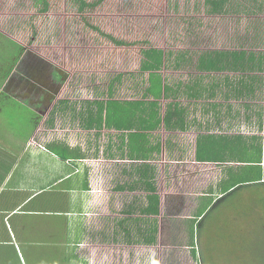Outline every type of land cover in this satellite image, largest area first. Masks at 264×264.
Listing matches in <instances>:
<instances>
[{"label": "crops", "instance_id": "obj_1", "mask_svg": "<svg viewBox=\"0 0 264 264\" xmlns=\"http://www.w3.org/2000/svg\"><path fill=\"white\" fill-rule=\"evenodd\" d=\"M229 1L223 4L224 10L220 12H214L208 4L207 16L225 14ZM7 2L8 0H0V52L8 47L13 49L15 64L7 78L3 81L0 78V90L3 92L8 87V97L15 100L28 99L31 106L35 104L38 108L33 106L37 113L34 117V132L23 146L19 145L15 149L11 143L13 136L6 140L0 132V264H106L105 257L113 254L118 245L138 242L134 238L136 232L132 231L131 223L128 224L133 216V220L139 223L135 228L141 237V251L148 255L153 252L151 259L156 261L155 264H199L197 236H203L198 224L215 200L225 198L228 192L237 190L238 187L234 191L230 189L221 193L218 191V184L228 178V166H235L238 171L243 162H239L241 159L229 161L228 158L224 161L197 160L198 135H237V140L242 142L245 136H259L258 142L263 148L261 167L264 175V30L214 31V41L219 39L221 46L211 48L210 51H231L228 55L232 61L219 63L221 70L202 69L198 60H191V46L176 53L172 66L167 67L164 62L158 72L163 82L168 83L166 78L171 77V70V74H176V80L171 84L175 95L170 99L185 110L182 111L184 117L189 119L201 114L209 125L205 131L195 130L196 124L192 125L188 121L190 128L187 130H168L173 137L167 143L149 138L150 140L145 141L146 147L155 148L159 143L163 160L161 164H157L158 159L148 160L152 166L151 171L147 175H140L138 170L143 160L132 159L131 149L125 148L127 142L132 143L131 148L133 146L130 136H126L131 134L132 129L119 131L107 128L125 134L123 138L120 135L122 142L118 145L109 140L106 145L110 155L108 159L101 158L100 154L98 158H91L88 155L91 148L88 150L84 147L83 138L77 142L74 138L69 141L67 138L61 141L35 140L44 127V122L49 128L52 127L53 117L49 118V115L52 116L51 113L54 112L55 101L49 97L47 100L42 99V94L37 95L34 84L45 86L53 69H59L66 75V66L60 64L59 67L57 62L47 61L26 48L21 35L28 34V30H31V23L36 22V12L31 13L34 17H28L27 23L25 20L23 28L18 19L10 17L19 11L12 10L11 6L6 7ZM262 4L264 5V1ZM41 9L46 16L47 5ZM260 15L263 13L258 14ZM63 21H66L65 18ZM245 38H259V45L254 48L259 52L245 48ZM141 67L142 63L140 80L147 76L149 84V71H142ZM163 70L167 72L166 75ZM44 116L46 119L40 121ZM244 118L254 119L256 126L245 130ZM213 119H216V123H221V130L210 129ZM81 126L86 131H100L95 127L89 129L86 121ZM231 126L234 131H226ZM187 134L194 136L192 147L187 141ZM55 142H60L68 158L56 157L49 149L47 145ZM141 144L143 146L140 142L139 147ZM146 147L141 149L145 150ZM75 149L78 155H72L71 151ZM97 150V145L92 148L93 155L97 154ZM119 150L124 157L118 155ZM168 151L173 155L172 160L166 158ZM155 154L158 157V153ZM113 161L114 164L108 165V173L104 172L105 163L102 165V162ZM115 161L124 162V169L121 163V171L123 169L122 176L124 175L125 180L121 185L125 188L119 190L131 194L140 192L135 195L136 200L132 201V205L128 206V211L135 209L140 214L126 213L121 239L116 226L114 227L116 213L110 208L102 207L100 200L103 184L99 182L104 180L103 177L116 179L118 174L116 171H119V167ZM217 170L220 174L215 182ZM97 179L98 183L94 185ZM147 180L156 182V193L160 197L158 215H146L141 211L148 201V191L141 185L134 186L133 190L129 188L132 181ZM169 181L173 185L167 190L165 183ZM138 202L139 205H136ZM106 219L112 227L106 228ZM149 231L154 236L151 242L143 239L149 235Z\"/></svg>", "mask_w": 264, "mask_h": 264}, {"label": "rangeland", "instance_id": "obj_2", "mask_svg": "<svg viewBox=\"0 0 264 264\" xmlns=\"http://www.w3.org/2000/svg\"><path fill=\"white\" fill-rule=\"evenodd\" d=\"M84 1L89 5L82 10L79 8L78 0H46V3L45 0H8L6 7L11 6L12 10L19 11L10 17L18 19L23 28L22 24L25 20L26 23L29 21L28 17H34L31 13L35 11L36 22L31 23L28 34L21 35L26 48L47 61L57 62L58 66L60 64L66 66L67 74H63L65 81L61 80L59 73H56L58 80L63 83L54 100V112L51 113L52 116L49 115V118L53 117L52 127L49 128L44 122V127L38 132L35 140L61 141L67 138L69 141L74 138L77 142L78 139L81 141L83 138L84 147L88 150L91 148L88 151L91 158L92 156L98 158L100 154L101 158L108 159L110 155L106 145L109 140L118 145L122 139L118 131L107 128L99 132L84 130L81 124L86 121L89 101L110 99V87H113L112 98L121 100L119 103L124 105V108L131 106V103L124 100L156 97L155 94L153 98L151 95L144 96L148 86L147 76H144V80H140L142 78L140 64L145 59L146 49L154 47L164 50L165 63L169 67L175 61L176 53L185 51L188 49L187 46H191L189 53L194 62L198 60L200 54L210 51L211 48H219L221 46L219 39L217 44L212 34L216 30L219 32L264 30L262 4L264 0H230L227 12L222 16H207L209 6L206 5L205 0ZM44 5H47L46 16L41 9ZM260 13L263 15L258 16ZM109 35L122 44L115 43ZM244 41L245 48L254 49L258 47L260 39L245 38ZM254 50L259 52L257 49ZM12 51L14 50L8 47L0 52L2 81L11 65L15 64V53L12 54ZM262 52L264 53V49ZM238 60L240 61L239 58ZM163 72L167 74L166 71ZM171 73L172 70L169 73L171 77L168 76L166 79L168 83L173 84L176 74ZM146 74L148 75L143 73ZM118 76L121 78L118 79ZM4 89L3 92L0 90V132L6 140L9 136H13L11 141L14 143L10 142L17 149L19 145L23 146L34 132V117L37 113L33 106L36 105L31 106V101L28 99L15 100L8 97L7 95L10 94L8 87ZM170 100L165 97L159 100L162 115ZM36 107L38 108V105ZM92 108L96 109V104H92ZM198 115L191 116L187 120L189 123L192 122V125L196 124L195 130H207L209 123H205L203 115ZM45 116L40 121H44ZM243 120L245 130L252 129L253 125L256 126L252 118ZM198 122L201 124H197ZM211 123L210 129L214 131L222 129L221 123H216V119ZM88 128L92 129L89 126ZM229 128L224 130L234 131L232 126ZM172 135V132L162 126L157 131L147 134L150 139L166 141V143L168 139L172 140ZM187 135V141L192 147L194 136ZM126 136L129 137V134ZM59 143L47 145L56 157H62L56 145ZM130 144L132 143L127 142L125 148L131 149ZM96 145L97 154L94 152L96 155H93L92 148ZM250 153L255 155L256 151L253 149ZM118 155L124 157L120 150ZM223 155L226 159L236 160L256 157L246 154V150L239 143L233 149L227 150V156L226 151ZM172 157L171 151H168L166 158L172 160ZM157 159L159 162L157 164H161L163 160L161 153ZM121 163L124 162H117L119 171H116L118 173L116 179L103 177L104 180L99 182L103 184L100 194L102 207L110 208L116 213L114 227L116 226L120 239L126 224L123 220L126 213L140 214L135 209L128 211V206L132 205V201L136 200L135 195H139L140 192L131 194L117 188L125 180L124 175L122 176L124 164L121 171ZM103 164L104 172L108 173V165L114 164V161L102 162ZM219 174L220 171L217 170V176ZM218 179L219 176L214 177L215 182ZM97 183L98 179L94 185ZM165 184L167 190L173 185L171 181ZM228 193L225 198L214 201L198 224L203 236V238L197 236L199 264H264V179L239 186L236 191ZM139 203L135 204L139 205ZM133 217L128 224L131 223L132 231L136 232L134 238L138 239L135 227L139 223L134 221ZM104 225L106 228L112 227L107 219ZM131 244L132 248L118 245L113 254L107 253L108 255L106 257L104 255L102 260L105 257L106 264L156 263L151 259L153 252H149V255L147 252L142 254L143 246L139 245L141 242ZM129 250L131 252L128 255Z\"/></svg>", "mask_w": 264, "mask_h": 264}, {"label": "trees", "instance_id": "obj_3", "mask_svg": "<svg viewBox=\"0 0 264 264\" xmlns=\"http://www.w3.org/2000/svg\"><path fill=\"white\" fill-rule=\"evenodd\" d=\"M80 2L79 8L82 10L89 4L84 0H78ZM227 0H206V3L211 6V9L214 12H220L224 10V5ZM46 3V0H45ZM112 40L117 44H122L121 41L116 40L113 36L109 35ZM23 50V47H21ZM208 51L203 53L198 58V65L202 69L206 70H221L219 63L222 61L231 62L232 59L228 54L231 51ZM145 59L142 61V71H149V84L146 88L144 96L155 94L156 97L154 99H141V100H124L128 101L127 103H131V106H127L124 108V105H121L119 102L121 100L113 99V87L109 88V96L110 99L107 100H96L89 101L87 107V117L86 124L91 128H97L101 130L103 128H116L117 130H125L132 129L133 131L129 134L131 141L133 142V146L131 148V158L134 160H143V163L140 165V175H147L152 166L148 162V160H155L157 156L155 153H158V157L161 153L159 149V143L154 148L146 147V142L149 139L147 134H150L151 131L157 130L161 126H164L168 130L181 129L187 130L190 128L188 120L186 117L182 115V111H185L182 107L179 106L178 103L174 101L168 102L165 112L162 115L161 107L159 100L162 97L172 98L174 97V87L171 84L163 82L159 70L162 68L165 62V52L160 48H149L144 51ZM233 54V53H232ZM245 57H247L246 52L244 53ZM240 56V55H239ZM13 65L5 73L3 79L7 78L10 72L13 69ZM2 67V66H1ZM118 79L121 76L117 77ZM92 104H96V109L92 108ZM181 111V112H180ZM124 133H121L122 138L124 137ZM207 134H200L197 137V148H196V158L199 161H224L225 155H223L224 151L233 149L236 147L237 143L241 147L246 150V154H250L251 156H256L255 158L251 157L248 159H241L239 162H243L241 166H239L238 171H236L235 166H228V178L225 179L222 183L218 184V191L221 193L227 192L230 189L236 190L237 187L249 184L252 182H258L263 179L261 162L263 159V148L262 144L258 142L259 138L257 136H245V139L242 141L237 140V135L231 136H212ZM240 139V136H238ZM142 140V141H141ZM237 140V141H236ZM140 142L143 143V146L139 147L138 144ZM136 144V145H135ZM59 149V153L61 156L66 159L68 158L64 150H62L61 144H56ZM142 147H146L145 150L141 149ZM137 148V149H134ZM251 148V149H249ZM256 151V154L250 153V150L253 149ZM72 155H78L75 151H71ZM229 161H237L234 159H229ZM134 182V183H133ZM127 185V184H126ZM142 186L147 193V202L142 208V213L146 215H158L159 214V195L157 192L156 182L153 180L147 181H132V186L129 185L131 190L134 189V186ZM124 185L118 186V189L123 190ZM205 213V212H204ZM140 235H144V233H140ZM136 241H140L141 237L137 236ZM144 241H153L154 236L152 232L149 231L148 236L143 237Z\"/></svg>", "mask_w": 264, "mask_h": 264}, {"label": "flooded vegetation", "instance_id": "obj_4", "mask_svg": "<svg viewBox=\"0 0 264 264\" xmlns=\"http://www.w3.org/2000/svg\"><path fill=\"white\" fill-rule=\"evenodd\" d=\"M56 73H59L61 80H63L64 76L63 73L59 69H53L52 74L49 77V81H46L45 86L34 84V88L36 90L37 95L42 94V99H48V97L52 100L57 98L59 91L61 90V85L63 81L58 80L56 77ZM61 83V84H60ZM44 102V101H43ZM126 247H133L132 244L126 242ZM131 250H129L128 255L130 254ZM144 252H142L143 254Z\"/></svg>", "mask_w": 264, "mask_h": 264}]
</instances>
